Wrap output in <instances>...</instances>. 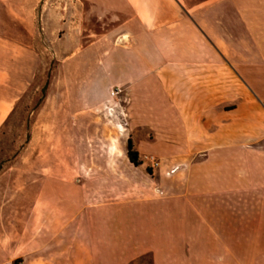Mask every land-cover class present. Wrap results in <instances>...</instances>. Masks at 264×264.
<instances>
[{
	"label": "crops",
	"instance_id": "0c3cea01",
	"mask_svg": "<svg viewBox=\"0 0 264 264\" xmlns=\"http://www.w3.org/2000/svg\"><path fill=\"white\" fill-rule=\"evenodd\" d=\"M0 4L19 47L57 35L65 62L90 66L80 93L123 87L133 139L170 147L137 198L48 180L27 264H264V0Z\"/></svg>",
	"mask_w": 264,
	"mask_h": 264
},
{
	"label": "rangeland",
	"instance_id": "374dc122",
	"mask_svg": "<svg viewBox=\"0 0 264 264\" xmlns=\"http://www.w3.org/2000/svg\"><path fill=\"white\" fill-rule=\"evenodd\" d=\"M17 33L0 4V264H27V220L48 180L81 186L99 201L120 202L137 198L149 173L160 175L170 165L162 155L170 147L133 139L123 87L111 88L108 98L84 96L81 77L89 65H73V57L65 62L70 49L55 34L36 33L27 51L16 42ZM129 137L139 165L128 157ZM146 154L160 166L150 167Z\"/></svg>",
	"mask_w": 264,
	"mask_h": 264
},
{
	"label": "trees",
	"instance_id": "16d2710c",
	"mask_svg": "<svg viewBox=\"0 0 264 264\" xmlns=\"http://www.w3.org/2000/svg\"><path fill=\"white\" fill-rule=\"evenodd\" d=\"M47 87L45 86L43 88V92H46ZM127 148H128V157L130 159L131 162H133L136 165L141 164V161L139 159V152L137 149L134 148V143L131 137L128 138V144H127Z\"/></svg>",
	"mask_w": 264,
	"mask_h": 264
},
{
	"label": "built area",
	"instance_id": "2783aa9c",
	"mask_svg": "<svg viewBox=\"0 0 264 264\" xmlns=\"http://www.w3.org/2000/svg\"><path fill=\"white\" fill-rule=\"evenodd\" d=\"M144 160L153 169L158 168L160 166V164H161L160 160L155 155H153V154H146L144 156ZM172 171H175V169H171L168 173H171Z\"/></svg>",
	"mask_w": 264,
	"mask_h": 264
},
{
	"label": "bare ground",
	"instance_id": "6f19581e",
	"mask_svg": "<svg viewBox=\"0 0 264 264\" xmlns=\"http://www.w3.org/2000/svg\"><path fill=\"white\" fill-rule=\"evenodd\" d=\"M119 127L122 132H125V127L122 124H120Z\"/></svg>",
	"mask_w": 264,
	"mask_h": 264
}]
</instances>
